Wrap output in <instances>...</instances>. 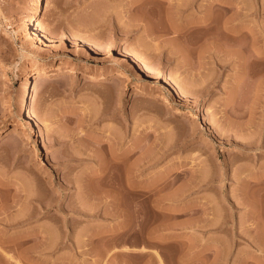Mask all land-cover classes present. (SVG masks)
I'll use <instances>...</instances> for the list:
<instances>
[{
    "label": "rangeland",
    "instance_id": "1",
    "mask_svg": "<svg viewBox=\"0 0 264 264\" xmlns=\"http://www.w3.org/2000/svg\"><path fill=\"white\" fill-rule=\"evenodd\" d=\"M30 7L0 0L6 264H264V0H42L48 38Z\"/></svg>",
    "mask_w": 264,
    "mask_h": 264
},
{
    "label": "bare ground",
    "instance_id": "2",
    "mask_svg": "<svg viewBox=\"0 0 264 264\" xmlns=\"http://www.w3.org/2000/svg\"><path fill=\"white\" fill-rule=\"evenodd\" d=\"M41 4H42V0H30V11H29V13H28V17H27V22L29 23L30 22V24H31V26H32V28H31V31H33V33H35V34H37V33H40V35L41 36H44L45 38H48L49 36H48V34L45 32V30L43 29V26H42V22H41V19H40V12H41ZM207 9V8H206ZM204 13V14H203ZM202 13V15H200V19L198 20V21H194L192 24H200V25H203L204 27H210L209 26V13H208V9L207 10H204V12ZM169 14V13H168ZM170 20V19H169ZM173 21V20H172ZM171 22V21H170ZM190 24V23H189ZM206 25V26H205ZM186 27V26H185ZM250 30V29H249ZM230 32H232V33H236L237 31H236V29H230ZM186 35H187V33H186ZM184 36V35H183ZM190 36V35H189ZM186 37V36H185ZM184 37V38H185ZM183 38V39H184ZM190 38V37H189ZM186 39V38H185ZM89 43H92V42H89ZM93 44V43H92ZM219 45V44H218ZM217 45V46H218ZM1 49V48H0ZM230 54H234V52H232V51H228ZM228 53V54H229ZM1 61V60H0ZM145 69H147V70H151L149 67H144ZM64 69V67H62V66H60V65H58V64H50V65H47V66H44V67H38V68H36V69H33V70H25L24 72H23V74H24V76H25V80H24V88H25V95H24V98L22 99V101H21V105L22 106H24L25 107V105L27 104V102L28 101H30V99H31V95H30V84H31V79L32 78H45V77H47V76H50V75H53V74H58V73H64L63 70ZM0 186L2 187H9L10 185L8 184V183H0ZM27 197V196H26ZM3 200V199H2ZM2 200H0V201H2ZM5 200H7V198H5ZM6 202V201H5ZM7 202H9V201H7ZM6 202V203H7ZM12 202H15V201H12ZM11 202V200H10V202L9 203H7V204H5L4 202H3V210L2 211H4V213L5 212H8L7 210L8 209H10V208H12V207H14V204ZM45 203V202H44ZM16 205V204H15ZM36 205H38V204H36ZM1 206V205H0ZM46 206V205H45ZM44 207V204L42 203V204H39V208L41 209V208H43ZM1 209V208H0ZM38 209V208H37ZM36 211V210H35ZM0 213H1V211H0ZM20 213H21V211H20ZM20 213H18L17 214V216L18 215H21ZM22 214H23V212H22ZM25 214V213H24ZM27 214H28V212H27ZM30 214V213H29ZM6 216V215H5ZM12 216V215H11ZM26 216V215H25ZM24 216V217H25ZM13 217V216H12ZM27 217H29V215L27 216ZM26 217V218H27ZM11 218V217H10ZM18 218V217H17ZM5 219V218H4ZM3 219V220H4ZM9 219V218H8ZM16 220V218L14 219V221ZM22 220H23V217H22ZM11 222V221H10ZM45 229V228H44ZM42 230V229H39V230H41L39 233H38V235L40 236L41 235V238L43 237V239L44 238H46L45 237V235H46V230ZM48 229V228H47ZM60 231V230H59ZM62 232V231H61ZM48 233H50L49 232V229H48V232H47V235H48ZM36 234V233H35ZM62 234V233H61ZM33 235V234H32ZM46 235V236H47ZM58 235H60V234H58ZM17 236L18 235H16V239L15 238H10V239H8V238H4L3 236H0V242L1 243H6V244H9V243H11V241L13 240V241H17ZM19 236H21V234L19 235ZM36 236V235H35ZM34 236V237H35ZM54 237H56V235L54 236ZM59 237V236H58ZM23 238V237H22ZM39 238V237H38ZM41 238H39V239H41ZM50 238H51V236H50ZM15 239V240H14ZM11 240V241H10ZM49 240V239H48ZM51 240V239H50ZM58 240V239H57ZM41 241V240H40ZM43 241V240H42ZM22 242V241H21ZM39 242V241H38ZM45 242H47V241H44L43 243H45ZM49 242V241H48ZM47 242V243H48ZM16 243V242H15ZM42 243V244H43ZM39 244H40V242H39ZM49 244V243H48ZM15 245V244H14ZM17 245H19V243H17ZM10 246V245H9ZM42 247V246H41ZM18 248V247H17ZM43 248V247H42ZM44 250H46V247H45V249ZM49 250V249H48ZM38 251H40V250H38ZM43 251V250H42ZM42 251H40V252H42ZM2 252V251H1ZM22 252V251H21ZM2 254H3V252H2ZM2 254L0 253V260H2L3 261V263H1V264H6L9 260H11V259H14L13 258V256L12 255H7V254H5V256H7V260L5 261L4 259H3V257H2ZM11 262H13V261H11ZM15 262H17V260H15ZM9 263H10V261H9ZM14 263V262H13Z\"/></svg>",
    "mask_w": 264,
    "mask_h": 264
}]
</instances>
